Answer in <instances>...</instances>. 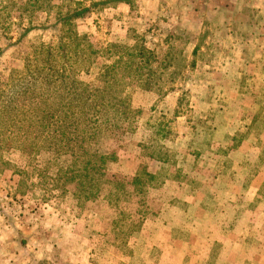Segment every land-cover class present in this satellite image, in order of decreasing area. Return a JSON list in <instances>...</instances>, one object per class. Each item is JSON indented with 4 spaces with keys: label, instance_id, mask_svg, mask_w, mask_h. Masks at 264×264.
I'll list each match as a JSON object with an SVG mask.
<instances>
[{
    "label": "rangeland",
    "instance_id": "1",
    "mask_svg": "<svg viewBox=\"0 0 264 264\" xmlns=\"http://www.w3.org/2000/svg\"><path fill=\"white\" fill-rule=\"evenodd\" d=\"M47 1L0 0V91L34 55L26 77L67 55L88 94L109 90L113 56L80 64L66 29L142 43L154 75L113 85L121 120L91 148L117 185L88 201L53 181L70 155L0 107V264H264V0Z\"/></svg>",
    "mask_w": 264,
    "mask_h": 264
},
{
    "label": "trees",
    "instance_id": "2",
    "mask_svg": "<svg viewBox=\"0 0 264 264\" xmlns=\"http://www.w3.org/2000/svg\"><path fill=\"white\" fill-rule=\"evenodd\" d=\"M50 1L47 3L50 4ZM32 2L38 3L41 0ZM58 14V22L67 27L72 20L68 18L69 13L62 15L58 10ZM65 31V35L59 36V40L76 42L82 47L79 53L75 50V57L80 55V64L89 62L92 56L103 52L108 53L109 57L113 56L114 63L104 64L99 75L100 80L110 85V91L96 90L93 94H88L85 84L72 74L78 70L69 64L67 55L64 56L68 67H46L54 75L47 73L26 77L27 73L32 72L31 64L36 58L34 55L32 59L26 58L23 75H10L12 81L7 84V91L12 92V87L17 90L8 93L4 88L1 89L3 99L0 107L6 110L5 114L8 116L15 112L19 114L23 118L20 122L22 127L37 128V136L44 139L49 150L70 155V164L60 167L53 181L58 182L64 177L65 183L75 184L79 180L80 186L75 184L76 189L73 186L72 194L82 192L81 199L88 201L99 195L101 186L117 185L115 180L111 182L107 179L105 162L112 160V155H105L91 148V144L100 138L106 128L115 127L121 120V107L126 101L116 94L117 90H113V85H119L130 78L149 81L154 75L151 69L154 52L142 43L132 46L110 44L99 50L92 46L86 35H79L72 29ZM46 49L48 53H52L50 47ZM120 93H124V86ZM141 184L143 181L138 178L132 185L136 188ZM136 195H140L139 189Z\"/></svg>",
    "mask_w": 264,
    "mask_h": 264
}]
</instances>
